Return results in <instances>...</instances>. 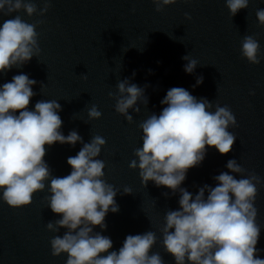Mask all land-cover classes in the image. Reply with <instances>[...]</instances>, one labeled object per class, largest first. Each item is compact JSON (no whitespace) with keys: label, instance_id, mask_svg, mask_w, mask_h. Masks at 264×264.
I'll list each match as a JSON object with an SVG mask.
<instances>
[{"label":"water","instance_id":"1","mask_svg":"<svg viewBox=\"0 0 264 264\" xmlns=\"http://www.w3.org/2000/svg\"><path fill=\"white\" fill-rule=\"evenodd\" d=\"M32 2L43 7L41 0ZM51 4L44 16L14 14L28 23L40 22L41 54L22 68L0 74V85L27 74L37 81L32 109L37 101L58 100L65 136L75 130L85 143L95 135L105 138L100 158L106 164L107 182L119 191L120 210L109 212L106 231L99 227L95 231L110 237L113 250L118 251L128 235L152 230L159 238L153 252H159L165 264H175L162 245L160 228L166 212L179 208L180 196L154 182L144 187L139 169L129 167L136 159L135 149L142 147L138 126L150 113L162 111L161 100L170 88L183 87L198 99L228 106L238 126L230 129L237 137L232 152L222 155L209 147L204 162L189 170L182 187L194 195L205 184L215 187L214 177L230 171L226 167L230 159L264 179V60L253 65L241 55L246 35L255 37L264 51V26L256 17V11L264 9V0H250L249 8L234 17L225 0H178L162 12L156 11L152 0H51ZM9 18L0 14V25ZM186 55L200 64L194 74L184 70ZM200 76L203 84L194 87ZM124 79L144 88L149 100L147 108L140 105V114L130 113L131 124L115 111L116 101L109 95L118 94L117 82ZM92 105L101 111V119H89ZM82 147L80 143L46 146L45 160L52 175L70 174L67 160ZM125 187L132 194H124ZM258 189L257 222L264 228V184ZM49 196L47 190L38 193L30 206L15 209L0 199V264H65L66 255H52L51 239L66 229L48 231L47 224L59 218L48 207ZM258 248L264 258V229Z\"/></svg>","mask_w":264,"mask_h":264},{"label":"clouds","instance_id":"2","mask_svg":"<svg viewBox=\"0 0 264 264\" xmlns=\"http://www.w3.org/2000/svg\"><path fill=\"white\" fill-rule=\"evenodd\" d=\"M225 2L232 17L250 6V0ZM41 3L42 8L32 0H0V14L11 17L0 25V74L40 57V22L28 23L14 14L23 11L29 17L44 16L52 4L51 0ZM152 3L162 12L178 0ZM256 17L264 26V9H258ZM241 55L253 65L264 60L261 44L251 35L244 36ZM183 59L185 72L194 74L199 62L190 55ZM203 82V76L198 77L194 87ZM36 84L21 73L0 85V199L14 209L22 208L30 206L36 194L49 191L48 207L59 218L49 222L47 229L54 233L66 229L51 239L52 255H66L65 264H165L161 254L153 252L159 238L152 230L128 235L118 251L113 250L110 237L95 231L97 227L106 231L107 215L120 210L116 202L119 191L107 182L106 164L100 158L107 142L95 135L85 143L75 130L65 136L58 100H40L34 109L30 107ZM117 89L118 94L109 93L116 101L115 111L131 124L134 117L130 113L140 114L141 104L147 108L145 89L129 79L119 80ZM161 104L159 114L150 113L140 122L142 147L135 149L136 159L129 167L139 169L144 187L154 182L173 195L179 193V208L166 212L160 228L165 251L175 264H264L258 248L264 228L257 222L256 207L258 185L264 179L230 159L226 165L230 171L214 177L215 187L205 184L195 195L182 187L189 170L204 162L209 147L222 155L232 152L237 137L230 129L238 126L232 110L207 98L198 99L183 87L170 88ZM88 117L99 120L102 113L92 105ZM56 143L83 145L77 155L68 158L72 171L63 177L53 176L45 160L46 146ZM132 192L129 187L123 190L124 194Z\"/></svg>","mask_w":264,"mask_h":264}]
</instances>
